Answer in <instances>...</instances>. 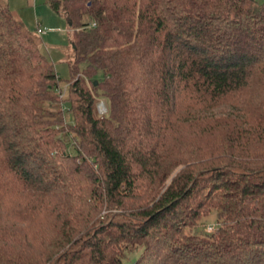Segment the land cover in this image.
I'll return each instance as SVG.
<instances>
[{"label": "trees", "instance_id": "trees-1", "mask_svg": "<svg viewBox=\"0 0 264 264\" xmlns=\"http://www.w3.org/2000/svg\"><path fill=\"white\" fill-rule=\"evenodd\" d=\"M50 5L66 98L0 0V264H264V1Z\"/></svg>", "mask_w": 264, "mask_h": 264}, {"label": "rangeland", "instance_id": "rangeland-1", "mask_svg": "<svg viewBox=\"0 0 264 264\" xmlns=\"http://www.w3.org/2000/svg\"><path fill=\"white\" fill-rule=\"evenodd\" d=\"M10 7L19 13L20 17L26 23L28 29L37 33L42 40L43 53L53 62L56 71L60 75L62 97H67L68 81L71 79V61L73 54V35L69 22L64 15L56 13L51 5V0H7ZM263 2L264 0H257ZM42 28L45 33L39 34L38 29ZM89 83L90 81L87 80ZM108 101L100 98L97 100V109L100 114L108 112ZM65 108H69L68 102H65ZM217 227V212L213 210L196 227V232L207 233L208 227ZM140 249L129 253L122 264H131Z\"/></svg>", "mask_w": 264, "mask_h": 264}, {"label": "built area", "instance_id": "built-area-1", "mask_svg": "<svg viewBox=\"0 0 264 264\" xmlns=\"http://www.w3.org/2000/svg\"><path fill=\"white\" fill-rule=\"evenodd\" d=\"M38 33L41 35V34H44L45 31H44L42 28H39V29H38ZM208 229H209V230H212L213 227H212V226H209Z\"/></svg>", "mask_w": 264, "mask_h": 264}, {"label": "crops", "instance_id": "crops-1", "mask_svg": "<svg viewBox=\"0 0 264 264\" xmlns=\"http://www.w3.org/2000/svg\"><path fill=\"white\" fill-rule=\"evenodd\" d=\"M5 2H7L9 4V2L7 0H4ZM10 5V4H9Z\"/></svg>", "mask_w": 264, "mask_h": 264}, {"label": "water", "instance_id": "water-1", "mask_svg": "<svg viewBox=\"0 0 264 264\" xmlns=\"http://www.w3.org/2000/svg\"><path fill=\"white\" fill-rule=\"evenodd\" d=\"M98 82L96 81V84H97Z\"/></svg>", "mask_w": 264, "mask_h": 264}]
</instances>
